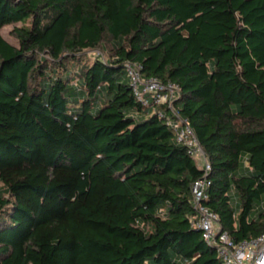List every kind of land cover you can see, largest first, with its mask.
<instances>
[{"label":"trees","instance_id":"16d2710c","mask_svg":"<svg viewBox=\"0 0 264 264\" xmlns=\"http://www.w3.org/2000/svg\"><path fill=\"white\" fill-rule=\"evenodd\" d=\"M127 60L179 84L222 229L264 233V0H0V264H224L191 221L205 169Z\"/></svg>","mask_w":264,"mask_h":264},{"label":"built area","instance_id":"2783aa9c","mask_svg":"<svg viewBox=\"0 0 264 264\" xmlns=\"http://www.w3.org/2000/svg\"><path fill=\"white\" fill-rule=\"evenodd\" d=\"M125 68L141 104L155 106L160 115L165 114L166 107L171 108L177 117L167 115L166 123L172 128L177 140L189 146L200 161V166L205 169L204 175L193 183V201L198 209L197 214L191 217L193 225L202 230L206 242L216 248L224 264H264V233L251 240L236 242L227 230L222 229L218 214L202 203L211 184L208 177L211 164L189 123L179 116L174 107V101L180 94L179 84L145 76L142 64L136 61L127 60Z\"/></svg>","mask_w":264,"mask_h":264},{"label":"rangeland","instance_id":"374dc122","mask_svg":"<svg viewBox=\"0 0 264 264\" xmlns=\"http://www.w3.org/2000/svg\"><path fill=\"white\" fill-rule=\"evenodd\" d=\"M18 24H21V23H18ZM15 24H8V25H5L3 28H2V34L9 40L11 41L12 43H15V44H18V40L17 38L15 37V35L13 34L12 30H13V27H14ZM84 55L85 57L91 61L92 59H94L96 56H100V57H103L104 59H106L108 57V51L106 50H103L101 47L100 48H97V49H87L85 50L84 52ZM156 110L155 106H150L147 108V115H150L152 114L154 111ZM197 163L199 165H201L200 161L197 160ZM1 185V183H0ZM231 194H232V205L234 206L235 209L238 208V203H239V198L235 195V192L232 190L231 191ZM264 203V198L263 199H260L258 200L257 204H256V208L262 206Z\"/></svg>","mask_w":264,"mask_h":264}]
</instances>
